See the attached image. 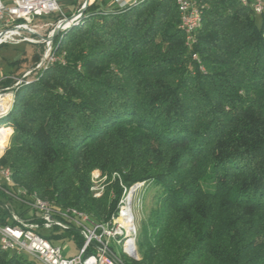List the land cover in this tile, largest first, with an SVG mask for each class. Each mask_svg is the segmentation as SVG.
<instances>
[{
  "label": "trees",
  "instance_id": "16d2710c",
  "mask_svg": "<svg viewBox=\"0 0 264 264\" xmlns=\"http://www.w3.org/2000/svg\"><path fill=\"white\" fill-rule=\"evenodd\" d=\"M197 1L191 46L176 0L92 2L54 38L65 63L14 87L3 117L13 132L0 167L12 183L0 180V225L16 224L11 210L28 216L6 192L34 191L104 222L120 184L148 180L158 204L131 264H264V13L240 0ZM94 169L116 174L113 200L91 193ZM43 234L83 244L72 227ZM0 264L40 263L0 248Z\"/></svg>",
  "mask_w": 264,
  "mask_h": 264
},
{
  "label": "built area",
  "instance_id": "2783aa9c",
  "mask_svg": "<svg viewBox=\"0 0 264 264\" xmlns=\"http://www.w3.org/2000/svg\"><path fill=\"white\" fill-rule=\"evenodd\" d=\"M62 1L9 0V4L6 5L0 0V46L22 43L42 44L44 54L37 66L42 61H59V58L54 57L52 54L51 36L58 23L67 17L63 16L59 19L54 27L51 23L40 22V17L55 12L61 13L60 2ZM180 2L184 17L183 26H185V34L188 37L187 45L191 46L195 42L194 19L198 13H202L203 7L197 0H180ZM243 2L255 5L256 15L264 13V8H259L256 5V0H243ZM125 4L117 3L116 5L121 7ZM48 26H52V29L47 34L42 35L40 31ZM32 74H34V69H28L22 76ZM8 89L10 87L0 89V100L4 95L10 93ZM2 108L0 106V111ZM0 178L7 184L12 183L8 177V171L2 172ZM120 185L123 191L116 208L104 222L82 219V216L75 213V210L72 212H59L54 209V205L37 206L33 204L28 191L18 190L17 194L6 192L26 205L29 210L28 216L25 218L20 217L14 210H11V217L16 224L0 225L2 248H8L10 253L16 254L17 250H24L25 255L40 264H126L113 256L110 247L115 237H120V234L126 233V230L121 228L120 204L122 199H125V193L130 191L131 185ZM92 193L94 192L92 191ZM5 207H9L8 204ZM53 227H60L61 229L72 227L78 231L83 239V244L77 255L64 256L62 248L59 245H53L44 236L43 233L48 232ZM134 248L137 249V244Z\"/></svg>",
  "mask_w": 264,
  "mask_h": 264
},
{
  "label": "rangeland",
  "instance_id": "374dc122",
  "mask_svg": "<svg viewBox=\"0 0 264 264\" xmlns=\"http://www.w3.org/2000/svg\"><path fill=\"white\" fill-rule=\"evenodd\" d=\"M2 1L6 5L9 4V0H2ZM64 6H65L64 2H60V8L65 9ZM66 8L71 9L72 7L70 6V4H68V6ZM59 15H62V14H60L58 12L52 13L51 17L42 18V19H40V22L51 23L54 27L57 24V22L59 21V20L57 21V18H59ZM65 15H67V14H65ZM65 17H67V16H65ZM79 20L80 19H78L77 21H79ZM73 25H75V23L68 26V28L64 29V31L70 29ZM50 29H52V26H48L47 28H44L43 30L40 31V33L42 35H45L49 32ZM62 31L63 30H59L56 33V35L52 39V42L54 41V38L57 35L61 34ZM43 50H44L43 45L40 46V48L38 46L34 49V46H32L31 44H27V43L15 45V46L10 45V44H5V45L0 46V78L3 77L0 80V89L2 90V89H5L6 87H10V89H8V91H10V93H12L11 90H13L14 87H16L18 84L21 83L20 82L17 84V83H15L16 81L18 82L19 80L23 81L24 79H26V81L28 82V79H30L31 75H25V76H22L21 79H18L19 78L18 73H20V71L22 69H27V70L28 69H34V72H36V74L42 72L44 69L43 68H41V69L37 68L36 69V66L40 62V60L44 54ZM52 51H53V55L55 57L59 58V61L61 60V61H63V63H65V51L64 50L56 53L53 49V44H52ZM33 53L35 55H38V59L36 61H34L32 58L34 55ZM18 59L20 60V64L14 65L13 61L18 60ZM7 66H8V69H7ZM200 68H201V70L204 69L203 67H200ZM7 73H8L7 76H2L4 74L6 75ZM14 89H16V88H14ZM3 117L4 116L0 117V128H3L6 125ZM11 134L7 138V143L5 145L6 147L0 152V160L2 159V157L5 156V153L10 148L9 138H10ZM112 156H114V155H112ZM3 168H9V167L2 166V167H0V170ZM115 177H117L115 173H112V175H108V174L102 173L101 171H99L97 169H94L91 171V173H90V187H91V185L94 186V188H95L94 192H98L100 190L102 191L100 193V195L98 196V198L102 197V196H107L109 201L113 200L115 198L114 193L109 191V186H108L109 181H115V179H116ZM91 179H96L94 184L91 182ZM137 182H142L145 184L141 188V190L137 193L136 199H134L135 201L133 203L134 226H135V231H136V236H135L136 244H137L138 229H140L142 224L147 223L148 219L150 218V212L152 210H154L158 204L157 197L154 194V188H152V186L150 185L148 180H146V181H135L134 183H137ZM121 189L123 191L122 187H121ZM122 191H121V194H122ZM91 193H92V191H91ZM58 245L62 248V253L64 256H67V257L75 256L79 252L78 238L77 237H74V236L68 237L63 241H60L58 243ZM110 247L112 248V250L114 251V253L118 257L124 259L126 264H131V262L133 260L139 259V257L138 258H130L128 256L123 255L122 251H121V246L119 243H117L115 238L113 240V243L111 242ZM29 258H31V257H29ZM199 264H219V263H217V262L214 263L210 259H208V260H204V261L202 260Z\"/></svg>",
  "mask_w": 264,
  "mask_h": 264
},
{
  "label": "bare ground",
  "instance_id": "6f19581e",
  "mask_svg": "<svg viewBox=\"0 0 264 264\" xmlns=\"http://www.w3.org/2000/svg\"><path fill=\"white\" fill-rule=\"evenodd\" d=\"M176 3L178 6L179 16H180L179 28L185 34V26H183L184 17H183V10L181 7V2H180V0H176ZM240 3L244 6L251 8L253 13L256 15L255 5H253L251 3H244L243 0H240ZM256 5L259 8H264V0H256ZM80 16H82V13H80V14H78V16L74 17L71 22H69L67 25L65 24V26L62 27L60 30H64V29L68 28V26H70L71 24L77 23V20L80 18ZM200 23H201L200 13H198L197 17H195V19H194L195 33H196L197 29L199 28ZM185 39H186V43L188 44L187 34H185ZM52 44H53V42H52ZM52 54H53V51H52ZM55 62H57V61H50V62L49 61H42V63H40L36 67V69L37 68L38 69H41V68L44 69L48 65L53 64ZM60 62H62V61H60ZM35 73L36 72H34V75H35ZM20 82H22V81L19 80L17 82V84ZM25 82H27V81H25ZM11 92L12 93L4 95L2 97V100H0V106H1V108L3 107L2 110L0 111V117L7 115V113L10 111V109L12 107V104L14 101V92H13V90H11ZM12 132H13L12 128H10L8 126L0 128V152L6 147L5 145L7 143V138ZM7 171H8V177L11 181V171L9 168L1 169L0 175L2 172H7ZM95 180L96 179H91V182L94 184ZM144 184L145 183L137 182L134 185L130 186V191L125 193V199H122L121 204H120L121 228L125 229L126 233L120 234V237H115V240L117 241V243L120 244L122 254L125 256H128L130 258H138L139 257L138 253H137V249L134 248L136 245V241H135L136 231H135V226H134L133 203L135 201L134 199H136L137 193L141 190V188L144 186ZM94 189H95L94 186L91 185L90 190L94 192ZM24 191H26V190H24ZM101 192H102L101 190L98 192H94L93 196L98 197ZM28 193H29V197L31 198V200H33V204H35L37 206L54 205V203L52 201L47 200V199H43V198L39 197L34 192H28ZM54 209L58 210L59 212H72L75 210V213H78V215H81L82 219H92L87 213H84V212L77 210L75 208H72V207H67V208L62 207L61 208V207H57L54 205ZM0 248L4 251L9 252L8 248H2V240H0ZM112 252H113V256L116 257V259H119V261L126 263L124 261V259L118 257L114 253L113 250H112ZM17 254H24V250H17Z\"/></svg>",
  "mask_w": 264,
  "mask_h": 264
},
{
  "label": "crops",
  "instance_id": "0c3cea01",
  "mask_svg": "<svg viewBox=\"0 0 264 264\" xmlns=\"http://www.w3.org/2000/svg\"><path fill=\"white\" fill-rule=\"evenodd\" d=\"M85 0H63L62 2H64V7L65 9H61V14H72L76 11V9H78L83 3H84ZM135 0H89L88 4H91L92 2H95L97 3L98 5H100V7H109L110 5H116L117 3H126L125 5H131L134 3ZM68 4H70V6L72 7L71 9L69 8H66L68 6ZM123 5V6H125ZM122 7V6H121ZM23 44V43H22ZM28 44V43H27ZM15 46V45H13ZM10 66V65H9ZM7 69H8V66H7ZM26 69H22L20 71V73L18 74H21L22 72H24ZM7 72V71H6ZM17 74V75H18ZM8 73L5 75H2V76H7ZM14 76V75H13ZM3 77L0 78V80L2 79ZM0 180H2L0 178Z\"/></svg>",
  "mask_w": 264,
  "mask_h": 264
},
{
  "label": "water",
  "instance_id": "95a60500",
  "mask_svg": "<svg viewBox=\"0 0 264 264\" xmlns=\"http://www.w3.org/2000/svg\"><path fill=\"white\" fill-rule=\"evenodd\" d=\"M89 0H85L84 3L78 8L76 9V11L74 13H72L70 16H68L66 19L61 20L58 25L55 27L53 34L51 36V40L53 39V37L56 35V33L60 30V28L64 27L65 24L67 25L69 22L72 21V19L80 13H84L86 6L88 5ZM25 73V72H24ZM23 73V74H24ZM22 74V75H23ZM22 77V76H21Z\"/></svg>",
  "mask_w": 264,
  "mask_h": 264
}]
</instances>
